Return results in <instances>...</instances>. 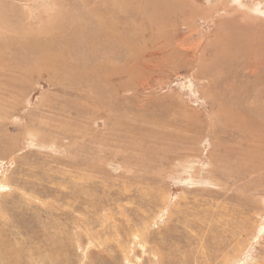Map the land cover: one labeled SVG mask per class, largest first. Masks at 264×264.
<instances>
[{
	"label": "rangeland",
	"instance_id": "rangeland-1",
	"mask_svg": "<svg viewBox=\"0 0 264 264\" xmlns=\"http://www.w3.org/2000/svg\"><path fill=\"white\" fill-rule=\"evenodd\" d=\"M259 93L264 0H0V264H264Z\"/></svg>",
	"mask_w": 264,
	"mask_h": 264
},
{
	"label": "bare ground",
	"instance_id": "bare-ground-1",
	"mask_svg": "<svg viewBox=\"0 0 264 264\" xmlns=\"http://www.w3.org/2000/svg\"><path fill=\"white\" fill-rule=\"evenodd\" d=\"M258 95H262L264 97V94H262V93H259ZM247 114L249 115L248 116V119H249L251 125L259 126L257 128H260V127H263L264 126V122H263L264 121V102H261L259 104V106L256 108V111H255L254 114L253 113H247Z\"/></svg>",
	"mask_w": 264,
	"mask_h": 264
}]
</instances>
